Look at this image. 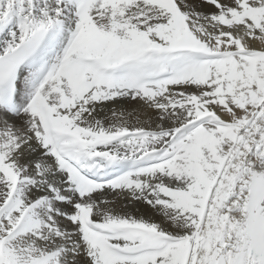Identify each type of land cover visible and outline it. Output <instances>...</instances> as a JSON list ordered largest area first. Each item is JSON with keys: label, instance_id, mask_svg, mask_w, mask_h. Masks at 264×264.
<instances>
[{"label": "snow or ice", "instance_id": "obj_1", "mask_svg": "<svg viewBox=\"0 0 264 264\" xmlns=\"http://www.w3.org/2000/svg\"><path fill=\"white\" fill-rule=\"evenodd\" d=\"M0 264H264V0H0Z\"/></svg>", "mask_w": 264, "mask_h": 264}]
</instances>
